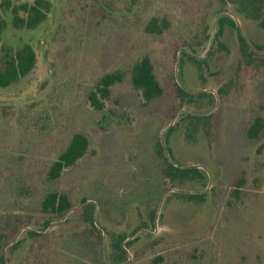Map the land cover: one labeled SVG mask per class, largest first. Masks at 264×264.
<instances>
[{
  "label": "rangeland",
  "instance_id": "rangeland-1",
  "mask_svg": "<svg viewBox=\"0 0 264 264\" xmlns=\"http://www.w3.org/2000/svg\"><path fill=\"white\" fill-rule=\"evenodd\" d=\"M50 2L37 28L7 29L0 39V59L5 46H30L37 59L29 75L0 88V264L5 255L7 264H116L112 241L120 238L127 242L122 264H264V128L248 137L256 119L264 127V55L241 64L239 29L226 24L199 59L220 12L237 17L264 52L260 22L235 0ZM153 19H166L168 28L147 33ZM144 57L163 88L149 104L131 80ZM114 72L125 77L108 100L99 98L98 110L89 96ZM178 87L194 99H180ZM207 90L215 94L197 97ZM179 110L194 115H179L162 140ZM77 134L88 138L87 153L49 180ZM169 165L199 174L181 185L183 174ZM53 192L69 197L75 210L66 218L42 213ZM90 205L100 232L85 215Z\"/></svg>",
  "mask_w": 264,
  "mask_h": 264
},
{
  "label": "trees",
  "instance_id": "trees-1",
  "mask_svg": "<svg viewBox=\"0 0 264 264\" xmlns=\"http://www.w3.org/2000/svg\"><path fill=\"white\" fill-rule=\"evenodd\" d=\"M51 0H36L34 5H24L18 6L16 9V17L13 19V26L16 29H35L39 25H41L47 18V15L50 13L51 9ZM240 11H244L249 13V17L254 20L260 22L261 27L264 29V0H235ZM19 12L24 13V16H20ZM219 30L215 37L219 39L222 35V32L226 26L229 24L230 26L236 28V24L234 20L228 15H221L218 19ZM6 23L3 24L2 30L5 29ZM168 28L166 19H153L146 28L147 33L151 34H162L165 29ZM239 40L241 44V54H240V62L241 64H246L247 66H252L253 60L255 57L260 56L256 54L251 48L248 46L246 41L243 39L241 34L239 33ZM252 46L253 43L251 41ZM2 50V57L0 59V88H7L12 84L19 81L21 78L26 77L29 73L35 68L36 65V53L30 46H25L16 52L13 51L10 47H4ZM225 50L230 52L229 48L225 47ZM263 51L264 49H259ZM182 56L187 57L190 61L195 63H202V60H198L187 54L183 53ZM210 56V55H209ZM125 75L123 72H114L112 74H108L104 76L95 92H92L89 96V101L93 107L100 110L102 108V103L99 100H108L110 98L112 87L123 81ZM131 80L132 85L135 90L141 92L144 103L149 104L155 99L162 97L163 88L157 80V77L154 73L153 64L148 57H144L141 61L136 63L131 72ZM178 94L180 99L185 97L194 99L192 95L186 94L180 87H178ZM212 96L211 94L200 93L197 97H206ZM181 111V110H179ZM178 111V112H179ZM196 118V117H195ZM263 122L261 119H256L253 124L250 126L248 130V137L252 140L257 139L263 131ZM89 148V140L86 136L82 134L75 135L70 141L68 147L64 150V152L58 157V159L52 164L48 178L51 181L57 180L61 177L62 173L68 169L73 167L80 159L84 157ZM160 151L163 155L162 147L160 146ZM164 156V155H163ZM165 159V158H164ZM169 168L172 171H177L183 174V176H179L176 178V181L185 185L186 181L196 180L197 173L199 174L198 169H190L193 176H186L185 171L180 170L178 168L169 165ZM187 171V172H190ZM184 196L188 198H201L203 195H187ZM73 208L72 203L69 197L63 193L53 192L48 194L43 203H42V213L55 215L60 218H64L66 214ZM89 210L85 212L86 217H88L90 221V225H92L93 232H100L96 227L93 221V210L94 206L90 205ZM155 215V213H154ZM48 226V224H47ZM136 232V231H135ZM134 232V233H135ZM30 237L39 236L37 233L33 231H29L26 233ZM147 236H149L147 234ZM126 238H120L112 241L113 253H116L118 257L114 259L116 264H122L127 261V254L125 250L122 248V244ZM2 248V235L0 234V250Z\"/></svg>",
  "mask_w": 264,
  "mask_h": 264
},
{
  "label": "water",
  "instance_id": "water-1",
  "mask_svg": "<svg viewBox=\"0 0 264 264\" xmlns=\"http://www.w3.org/2000/svg\"><path fill=\"white\" fill-rule=\"evenodd\" d=\"M221 14H227V15L231 16V17L234 19V21H235V23H236V26H237V28L239 29V32H240L241 36H242L243 39L246 41V43H247L248 46L251 48V50H253L256 54L264 55V52L256 51V50L253 48L252 44L250 43V41L248 40V38L246 37V35H245L244 32H243L242 27H241V24H240L238 18L235 17L231 12L223 11V12H220L219 14H217V15L215 16V18L213 19V32H212V35H211V38H210V42H209L208 49L206 50L205 54H204L202 57H199V59H203V58H205L206 55H207V53L209 52V50H210L211 47H212V44H213V42H214V38H215V35H216L215 23H216L217 18H218ZM182 51L185 52L184 49H181V50L179 51V53H178V57H177V62H176V77L178 76V66H179L180 55H181V52H182ZM204 92H209V93L215 94L214 91H212V90L202 91V93H204ZM214 111H215V110H213L212 112H209V113L206 114V115H210V114H212ZM181 114H191V115H194V114H192L191 112H188V111H185V110H181V111L177 114V116L175 117V119L173 120V122L171 123V125H170L167 129H165L164 131H162V133H161V139H162V140H163L164 134H165V133H166V132H167V131H168V130L174 125V123L176 122L177 118H178L179 115H181ZM162 144H163V146H164V143H162ZM165 152H166V154H167L166 149H165ZM167 157L169 158V155H168V154H167ZM174 191L178 192L177 190H174ZM189 194H194V193H189ZM74 210H75V209L70 210V211L66 214L65 218H66L68 215H70L71 212L74 211ZM158 218H159V212H158V214H157V220H158ZM51 225H52V224H50V225L48 226V228H49ZM96 225L99 227L98 223H96ZM156 226H157V222H156ZM48 228H47V229H48ZM27 230H28V231H32V230H30V229H28V228H27ZM136 235H137V234H134V235H133L128 241L132 240ZM104 240H105V233H104ZM126 243H127V242H125V243L123 244V248H124V249H126V248H125ZM104 254H105V257H106V250H105V249H104ZM5 264H7V258H6V255H5Z\"/></svg>",
  "mask_w": 264,
  "mask_h": 264
},
{
  "label": "flooded vegetation",
  "instance_id": "flooded-vegetation-1",
  "mask_svg": "<svg viewBox=\"0 0 264 264\" xmlns=\"http://www.w3.org/2000/svg\"><path fill=\"white\" fill-rule=\"evenodd\" d=\"M36 3V0H32V4L34 5ZM24 5H29V4H20V5H12V1L11 0H0V39L1 36L3 34V32L7 29L11 30L15 29L13 26V19L16 17L17 13H16V9L18 6H24ZM2 10L4 11V13H2ZM3 14H4V18H3ZM21 14H23L22 16H24L25 14L22 12H19V15L21 16ZM4 19V20H2ZM6 23L5 29L2 30L3 24Z\"/></svg>",
  "mask_w": 264,
  "mask_h": 264
}]
</instances>
